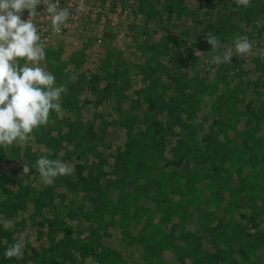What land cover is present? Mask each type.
Segmentation results:
<instances>
[{"label":"rangeland","instance_id":"1","mask_svg":"<svg viewBox=\"0 0 264 264\" xmlns=\"http://www.w3.org/2000/svg\"><path fill=\"white\" fill-rule=\"evenodd\" d=\"M125 1L128 13L116 25L117 34L106 31L98 48L88 24L76 44L61 39L45 51L41 66L58 84L67 83L63 115L51 112L48 125L34 130L26 144L0 147V264H33L22 262L32 250L41 254L38 264L50 258L51 264H69L66 255L73 264H94L101 247L143 264L136 242L144 239L140 224L130 220L124 236L120 211L106 212L103 230L93 229L84 216L115 201L119 189L132 192L138 186L154 195L162 173L135 174L140 163L126 159L134 152L150 157L152 166H164L165 173H179L180 184L187 175L209 177L210 188L203 179L197 188L220 201L198 200V210L212 213V226L237 224L250 234L249 243L264 241V0H250L247 8L235 0H181L188 11L181 15L172 9L178 0H147L143 6L140 0ZM218 29L224 34L217 35ZM208 32L218 36L221 54L238 35L247 36L253 48L215 65ZM193 139L200 153L182 158ZM40 156L66 161L75 171L50 185L34 168L23 174L24 164H35ZM169 161L179 166L165 164ZM146 167L149 173L151 164ZM214 168L220 172L214 174ZM148 199L140 197L138 204L149 211L154 205ZM190 211L186 223L196 229ZM160 214L153 212L155 219ZM249 217L257 229L249 226ZM174 223L177 218H170L163 229ZM171 233L177 236L176 226ZM17 240L25 242L21 257L5 258V249ZM243 252L224 257L242 264ZM171 257L163 253L175 264ZM249 259L264 264V249L258 247Z\"/></svg>","mask_w":264,"mask_h":264},{"label":"trees","instance_id":"2","mask_svg":"<svg viewBox=\"0 0 264 264\" xmlns=\"http://www.w3.org/2000/svg\"><path fill=\"white\" fill-rule=\"evenodd\" d=\"M147 0H140V6L146 5ZM172 9L178 11V15L186 14L188 11L183 6L181 0L177 2H172ZM207 7H212V3L206 4ZM170 9H168L169 11ZM217 35L224 34L221 29L216 30ZM263 111V109H262ZM262 113L261 118L264 120V112ZM162 140V138H161ZM159 148H162V144L158 143ZM190 153L186 152L181 155L182 158L187 156H195L200 153L197 142H194V139L191 142ZM129 154V153H128ZM132 159L129 157L128 159L131 163H140L138 169H136L135 174L140 175L143 178H147L148 174L151 171L161 172L160 177L154 181L157 185L154 195L148 196V190H144L141 192L139 190L140 187L133 188L132 192H126L122 190H118L117 198L113 202H106L104 206L98 209L91 208L90 210L84 213L86 220L94 224L93 229L103 230L106 225L104 222V215L106 212L117 213L120 211V218L124 220V224L121 233L124 236H128L127 226L130 220H135V223L140 224V230H138V235L144 237V239L137 240L136 242L139 244L141 249V254L139 256V260L143 264H169L167 260H164L163 253L169 252L172 255V260L175 264H218L219 262H223L224 264H238V261L235 258L224 257V254H234L242 255L241 260L242 264H254L253 260L249 259V255L253 253L255 255V251L258 247L264 249V241L258 240L253 243H249L250 234L244 232V230L240 229L239 225L230 223L226 224H217L215 226L211 225L213 219L211 212L204 213L203 211H199V205H201L202 201L212 202V204H216L219 202V196H215L214 198L211 196H203L202 191L197 188L200 181L204 180V188L208 189L211 187V183H208L207 180L209 177H199L194 178L192 175L186 176L184 178V182L182 184L178 183L179 173L174 174L172 172H164V166H152V161H150V157L139 156L137 152H134ZM134 157V158H133ZM182 160V159H180ZM151 164L148 171V165ZM165 164L171 165L173 168L177 165V163H173L171 161L166 162ZM166 165V166H167ZM77 168L80 169V166L77 165ZM220 172L219 168H214L213 173L218 174ZM80 175L79 173H77ZM83 180V178L81 177ZM118 187V186H116ZM238 189V188H237ZM238 189L236 192H240ZM199 193V196L196 194ZM251 194V193H250ZM174 195H178V199L176 201L172 200ZM143 197L144 200L152 201L154 208L152 210L145 209L143 205L138 204L139 198ZM199 197V198H198ZM201 203H199V201ZM132 210L130 212L129 210ZM161 211L160 217L155 219L153 216V212ZM190 214H195L197 222L196 229H190L191 227L186 223L188 215V211ZM110 216V215H109ZM189 216V217H188ZM177 218V224L174 223L168 229V231L163 229V226L169 223L170 218ZM242 219H246L244 215H240ZM109 220L112 221L113 217L110 216ZM249 221V226L257 229L258 225L255 222L254 217L247 218ZM176 226L178 234L177 236L173 235L171 231H173V227ZM172 228V229H171ZM205 236H207L205 238ZM129 243L131 244L133 240L129 238ZM179 243V244H178ZM234 246L238 247V250L235 251ZM214 250V251H212ZM56 252V251H55ZM124 253L120 250H115L109 247H101L94 255V264H136L133 259H129L123 255ZM26 253H24V256ZM255 257V256H254ZM41 254L35 253L33 250L30 255L26 257L22 262L24 263L26 260L33 263L38 264V261H42ZM64 260L68 261L69 264H73V259L70 255H66L63 257ZM52 258L50 260H45L41 264H51ZM174 264V263H172Z\"/></svg>","mask_w":264,"mask_h":264},{"label":"clouds","instance_id":"3","mask_svg":"<svg viewBox=\"0 0 264 264\" xmlns=\"http://www.w3.org/2000/svg\"><path fill=\"white\" fill-rule=\"evenodd\" d=\"M235 3L247 8L250 0ZM38 5L44 6L43 12L37 11ZM86 10L84 0H79L75 13L83 14ZM25 11L26 20L22 18ZM42 14H47L54 34H60L61 26L71 15L69 8L60 7V0H0V147L4 149L15 143L26 144L33 138L34 130L48 125L51 112L58 118L63 115L61 97L67 91V83L58 84L56 77L41 66L46 62L45 48L33 20ZM205 41L211 46L209 53L215 65L230 63L234 54H248L253 48L247 36H236L233 45L227 46L222 54L217 51L220 47L217 35L208 32ZM33 168L45 185L75 171L68 162L46 156H40L31 166L24 164L23 174ZM24 247L21 240L10 244L4 251L5 258H20Z\"/></svg>","mask_w":264,"mask_h":264},{"label":"built area","instance_id":"4","mask_svg":"<svg viewBox=\"0 0 264 264\" xmlns=\"http://www.w3.org/2000/svg\"><path fill=\"white\" fill-rule=\"evenodd\" d=\"M55 2V0H53ZM86 11L83 14L77 15L75 8L79 4V0H60L61 8H69L70 17L61 26L60 34H54L52 31L51 21L47 14H42L34 18L33 22L38 28V34L41 36V42L44 45L45 51L54 46L55 42L61 39L73 41L76 44L77 39L86 30L89 24L93 28L94 48H98L106 31H113L117 34L116 25L128 13V7L125 0H84ZM37 11L43 12L44 6L38 5ZM23 19H28V13H23ZM25 63V61H19Z\"/></svg>","mask_w":264,"mask_h":264}]
</instances>
